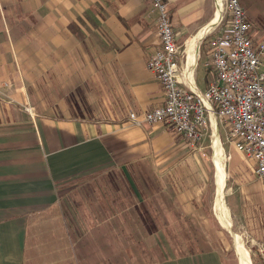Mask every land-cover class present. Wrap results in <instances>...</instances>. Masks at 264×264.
<instances>
[{
    "label": "crops",
    "instance_id": "0c3cea01",
    "mask_svg": "<svg viewBox=\"0 0 264 264\" xmlns=\"http://www.w3.org/2000/svg\"><path fill=\"white\" fill-rule=\"evenodd\" d=\"M164 1L180 62L205 91L203 40L226 24L218 26L215 0ZM239 1L260 40L264 0ZM157 21L150 0H0V264H230L220 243L197 237L218 227L236 251L244 234L264 245V179L254 160L229 144L220 199L207 148L130 119L165 101L148 70ZM81 103L93 111H79ZM221 132L227 139L219 123ZM86 183H100L107 206L67 221L65 202ZM121 192L130 202L119 211ZM145 202L150 211L139 208ZM170 231L192 234L173 238L172 251L163 244Z\"/></svg>",
    "mask_w": 264,
    "mask_h": 264
},
{
    "label": "built area",
    "instance_id": "2783aa9c",
    "mask_svg": "<svg viewBox=\"0 0 264 264\" xmlns=\"http://www.w3.org/2000/svg\"><path fill=\"white\" fill-rule=\"evenodd\" d=\"M150 1L158 13L160 46L150 57L148 70L162 86L165 101L141 116L131 113V121L138 126H167L193 148L210 131L213 138L221 123L227 129V141L256 162V175L264 179V30L263 37L255 41L253 25L240 1L215 0L217 11L219 5L221 11L218 26L225 23L226 27L203 40L214 76L207 89L199 91L191 85L194 70L185 71L180 62L168 3ZM257 252L264 263V245H259Z\"/></svg>",
    "mask_w": 264,
    "mask_h": 264
},
{
    "label": "rangeland",
    "instance_id": "374dc122",
    "mask_svg": "<svg viewBox=\"0 0 264 264\" xmlns=\"http://www.w3.org/2000/svg\"><path fill=\"white\" fill-rule=\"evenodd\" d=\"M205 50H206L205 51L206 53L205 54L204 53L202 54V60L204 62V65H205V68H206V72H207V78H209V83H210L212 81L214 75H213L212 67H211V65H209V59H208V55H207V49H205ZM202 69L203 68L201 66L200 67V70H202ZM203 77L204 76L201 73V75H200V81H202ZM87 89L88 90H85L87 92H89L90 90H92V88H87ZM76 90H78L79 93H81V89L80 88H76ZM74 105H76V104L74 103ZM92 108L93 107L91 105H89L88 103H81L80 108L78 110L79 111L82 110L83 112H86V110H88L89 112H92L93 111ZM220 125H221V123H220ZM215 134H214V137L212 138L211 137V131H210L208 133L207 137L205 138V140L200 145L197 146V148H201V149L203 147L204 148H207L203 152L204 153L203 156L206 159H209V161L212 160V158H213V163L214 164H215V161L214 160H215V156H216L217 150L215 149V146L213 144L215 143V141H216V139L218 137V135L215 136ZM218 139H219V146H218V150L219 151L218 152L223 157V159H224L223 162L225 163L227 160H229L231 158L230 155H229V153H228V149L230 147H232V146L229 145L230 143L227 141L226 136H225V134H223V132H221L220 138L218 137ZM211 141H213V143H211ZM232 148L237 152V154H240L243 158H245L246 160H248V158L245 155H243L241 152L237 151L234 147H232ZM213 169H214V167H213ZM215 170H216V174H217V166H216V164H215ZM212 174H214V173H212ZM87 185H88V183H86L85 186H84V190L83 191H85V192L82 195L83 197L81 196V193H77V195H74L75 197L72 196L71 199H69L67 203L65 202V204H66L65 207H66V210H67L65 212H70V214H71V215H69V214L67 215V213H66L65 217H66L67 221H69V218L71 219V221H73V220L76 221L78 215L80 216L81 220H83L84 217L86 219V213L87 212L88 213H91V212H94L95 211L97 213L98 206H103V204L105 206H107L106 205V203H107L106 198H102L101 191L98 189V187L100 186V183H92L91 184V187H90V185H88V186ZM117 188L119 189V187H117ZM91 189L93 191H96L97 190L95 192V195L92 194L91 192H88V191H91ZM124 190L125 189L123 188V191L122 192H124ZM122 192L120 194L122 196V198L121 199L118 198V200H117V207H118V210L119 211L121 210V207L122 206L129 207V205H128L127 202L130 199H128L125 196H123V193ZM150 202L151 201H149V203ZM154 202H155V200H154ZM132 203H133V201H132ZM142 206H144V207H142ZM142 206L140 205V207H139V208H141V211L143 210V208L144 209H147V211L148 210L150 211V209H149L150 207H148L149 206L148 203L145 202ZM83 209L85 211V214L82 215V212H83L82 210ZM89 216H91V215H89ZM151 216H152V218H149ZM143 217H144V215H143ZM155 217H157V216H155V215H149L148 216L147 223L149 222L150 226H154L153 224H155ZM218 228H216L213 231H206V232H204V231H197V237L200 238V239H205V238H207L209 240H212L213 239V240L216 241L217 244L220 243L222 245V247L221 246H218V248L219 249L220 248L224 249L226 251V254H229V258L231 260V263L230 264H239V256H238L237 251L235 249L236 246H235L233 237H231L230 233H228V231L226 229H223L222 227H220V230H218ZM169 233H171V237L172 238L167 237L166 238L167 240H165V242L163 244L165 245L164 248L167 247L169 250H172L173 251L174 250V247L172 249L171 247L168 246L171 242H173V238L174 239L180 238V240H183V239L187 238V235L190 232H185V231L172 232V231H170ZM191 234H192V232L190 233V236H191ZM163 237H165V236H163ZM242 240H243L242 241V244L249 251L252 264H264L263 261H262V259H261V256L257 252V247L254 244H252V239L249 238L246 234H244V236H242ZM176 249H179L181 251V253H184V252L186 253V251H189L190 248H187V247H179L178 246V248H176ZM198 249H200V248L195 249V251L198 250Z\"/></svg>",
    "mask_w": 264,
    "mask_h": 264
},
{
    "label": "bare ground",
    "instance_id": "6f19581e",
    "mask_svg": "<svg viewBox=\"0 0 264 264\" xmlns=\"http://www.w3.org/2000/svg\"><path fill=\"white\" fill-rule=\"evenodd\" d=\"M220 5L218 6V17L221 13L220 11ZM192 46V45H191ZM193 58V57H192ZM195 59V58H194ZM196 60V59H195ZM217 136V133H216ZM219 137V136H218ZM216 139L215 143L213 144L215 146V149L217 150L216 156H215V164L217 166V181H218V185L220 188V199L223 196V188H224V182H225V166L223 163V157L219 154V150H218V146H219V139ZM220 138V137H219ZM215 155V154H214ZM220 201V200H219ZM220 204V203H219ZM218 204V205H219ZM220 206V205H219ZM225 209V208H224ZM227 212V211H226ZM222 214V213H221ZM220 218V217H219ZM224 218V217H223ZM229 219V218H228ZM221 221V220H220ZM228 223V222H227ZM231 223V222H230ZM226 225V224H225ZM238 250L240 252V264H252L251 259H250V254L249 252L244 248L243 244L240 243L238 245ZM237 250V251H238ZM239 256V255H238Z\"/></svg>",
    "mask_w": 264,
    "mask_h": 264
}]
</instances>
